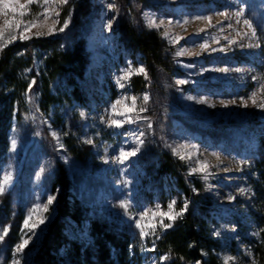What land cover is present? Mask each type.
Wrapping results in <instances>:
<instances>
[{
    "label": "rangeland",
    "instance_id": "1",
    "mask_svg": "<svg viewBox=\"0 0 264 264\" xmlns=\"http://www.w3.org/2000/svg\"><path fill=\"white\" fill-rule=\"evenodd\" d=\"M91 3L95 10L85 36L89 60L84 74L86 101H72L68 108L53 105L46 112L37 110L39 126L45 127L53 140L50 145L53 157L69 173L72 195L81 204L104 210L124 220L125 224L130 223L133 245L140 252L141 264H163V256L154 250L153 245L157 232L164 231L159 227L161 218L155 217V234L144 239H141L134 220L139 219L142 211H155L157 204L161 211H167V205L175 201V211H179L178 193L170 179L165 178L161 186L152 180L158 162L151 152L165 149L181 160L179 155L173 154V148H177L185 156L181 161L188 172L198 166L197 160L209 165L207 180L203 178L204 173L191 175L199 176L206 182L213 201L215 208L211 211V230L220 241L217 256L222 264L226 257L234 258L228 264H252V254L248 253H251L250 243L257 236L253 216L257 214L255 187L259 183L254 167L264 155L259 142L264 134V110L258 107L264 101V92L259 90V84L264 82L261 80L264 77V0H144L133 10H126L118 0H91ZM109 3L114 4L111 10ZM66 6L62 9L53 6L60 11L59 20ZM239 9L244 10V18L255 26L260 48L241 47L250 41L247 37L241 39L237 32L243 33L247 29L242 23L237 24L234 16L229 15L226 19L220 15L221 12L232 14ZM41 11L33 5L24 19H37L41 25L46 23L51 26L55 11L46 22L39 15ZM32 13L36 15L32 16ZM198 16H209L211 21L197 19ZM125 18L144 27H147L150 18L157 23L163 20L164 24L158 31L172 52L169 74L160 73L156 86H149L140 94H135L132 80L137 77L145 79L143 74L134 71L141 66L145 68V63L140 54H131L120 38L118 26ZM169 21L172 23L169 24ZM109 22L112 23L111 30L105 27ZM2 23L3 18L0 17V25ZM221 28L224 30L221 31ZM38 31L46 33L47 28H33L27 34L36 37ZM165 32L167 39L163 36ZM9 38L5 34V39ZM177 38L182 39L177 42ZM228 40H236L237 44H229ZM16 41H20L19 38ZM202 43L207 44L204 50L199 47ZM182 48L187 49L186 53L177 56ZM129 68L133 69L130 79L117 83ZM218 68L229 71H216ZM233 68L243 71H231ZM177 80H185L186 83L179 85ZM253 91L257 93V106L247 99ZM145 94L149 97L147 103L143 101ZM187 96L193 99L188 100ZM22 97L25 110L23 122L17 120L14 109L3 149L0 150V182L5 175L11 174L10 183L0 194V236L4 237L0 240V264H12L13 260H18L19 264H33L36 249L54 216L55 200L47 213L37 210L34 220L42 215L46 217L45 223L35 230L36 235L25 229L27 235L24 238H29V243L23 252L16 251V246L22 242L21 228L25 217L36 204H46L49 195L56 199L57 192L52 191L48 183V177L52 175L51 160L36 130L28 122L33 124L35 109L32 105L38 96L33 99L25 92ZM132 97L136 98L137 110L126 114L134 118L129 123L126 116L113 113L110 106L121 100L117 111L125 104L131 107ZM240 98H245L247 108L241 106ZM198 99H204L206 103H197ZM233 99L235 104H228L227 107L221 104V100L228 102ZM141 107L146 111L139 112ZM111 119L123 121L122 127H110ZM53 132L58 139L53 137ZM13 139L16 140L15 150L12 149ZM89 139L91 144L84 142ZM141 140L143 144L135 157L129 158L123 165L116 162L121 149L130 151ZM69 144H72L70 150L86 153L82 171L75 169V162L66 147ZM193 144L196 149L191 148ZM179 145L189 147L181 149ZM37 173H40L39 178ZM240 188L246 190L244 194L240 193ZM229 196L235 197V200L229 202ZM3 200L9 202L5 204L9 205L10 213L3 210ZM122 201L128 203V212L119 207ZM151 218L149 212L145 223ZM164 223L169 221L165 219ZM4 227L9 228L7 235L2 231ZM11 230L13 235L9 238ZM145 230L152 231L150 228ZM217 232L220 234L216 235ZM80 235L85 237V234Z\"/></svg>",
    "mask_w": 264,
    "mask_h": 264
},
{
    "label": "trees",
    "instance_id": "2",
    "mask_svg": "<svg viewBox=\"0 0 264 264\" xmlns=\"http://www.w3.org/2000/svg\"><path fill=\"white\" fill-rule=\"evenodd\" d=\"M118 2L126 10H133L144 0ZM94 10L91 0H69L60 18L62 25L63 20L70 16L64 32L52 37L16 41L0 52V150L3 149L14 109L17 120L23 122L22 94L26 92L33 99L38 96L32 105L35 109L33 124L28 122L36 130L51 160L52 175L48 177V183L52 191H57L54 216L36 249L33 264H141L142 261L139 250L133 245L130 223L125 224L124 220L104 210L81 204L72 195L69 173L53 157L50 151L53 140L47 129L39 126L38 112H46L53 105L68 108L72 101H86L84 74L89 60L85 36ZM118 30L126 49L131 54H140L144 60L148 78L132 80L135 94H140L149 86H156L160 73L169 74L172 52L158 30L126 18L120 20ZM259 142L264 150V134ZM66 147L70 150L72 144ZM151 152L158 162L152 180L161 186L165 178L170 179L178 193V209L188 204L187 211L173 222L172 228L157 232L154 250L167 257L163 264H222L217 256L220 241L211 230V211L215 207L206 182L199 176L189 175L185 163L168 150ZM68 154L75 162V169L82 171L86 153L71 149ZM254 169L259 179L255 187L257 214L253 216L257 236L250 243V249L252 264H264V155ZM5 203L9 204L3 200V210L10 213L8 210L11 209ZM80 234H85V237ZM12 235L11 230L9 238Z\"/></svg>",
    "mask_w": 264,
    "mask_h": 264
},
{
    "label": "snow or ice",
    "instance_id": "3",
    "mask_svg": "<svg viewBox=\"0 0 264 264\" xmlns=\"http://www.w3.org/2000/svg\"><path fill=\"white\" fill-rule=\"evenodd\" d=\"M69 3V0H24V2H21V0H0V17L3 18V23L2 25H0V41H3L2 43H0V52L3 51V49L5 47L8 46V44L13 43L17 40V38H19L20 41H26V40H30L33 37L31 35H28L27 33H30L32 31L33 28H39V27H46L47 28V32H36L35 36L36 38H40L42 36H51L54 34L62 33L65 31V29L68 27V24L70 22V16L69 18H66L63 20L62 25L60 24V20H59V16H60V11L56 10V7L53 6H57L59 8L62 9L63 6L67 5ZM33 5H36L38 8H41L42 11L39 13V15H41L43 17V20L46 22L47 20H49L51 18V14L52 12L55 11V19L53 21V24L51 26L47 25L46 23L41 25L37 19H33V18H29L27 20H25V16L27 13V10H29ZM109 9L111 10L112 8H114V4L109 3L108 4ZM36 13H32V16H35ZM221 16H224L226 19L229 17V15L234 16L236 18V23L237 24H241L247 29V31L240 33L237 32V35L241 36V39H244L245 37L248 38V40L250 41L248 44L246 45H241V47H247V48H260L261 44L258 41V36H257V30L255 28V26L253 25V23L247 19L244 18V10L243 9H239L237 10L235 13L229 14V13H225V12H221L220 13ZM197 19H202V20H208L209 22L211 21V17L209 16H198ZM169 24L172 23V21L168 22ZM185 24L188 23L187 20L184 21ZM164 24L163 20H160L159 23H157V21L155 19H149L148 23H147V27L150 29H159L162 25ZM57 25H59V27H57ZM107 29L111 30L112 28V23L109 22L106 26ZM229 28L232 27L231 24L228 25ZM221 31H223L224 29L221 28ZM15 33V34H13ZM5 34H8L10 36L9 39H5ZM164 38H168V34L165 32L163 34ZM179 39L182 38H177V42L179 41ZM225 39H227V37H225ZM229 44H237L236 40H228ZM199 47L204 50L207 47L206 43H202L199 45ZM187 49H181L179 50L176 55L177 56H182L186 53ZM136 72V74H143L145 79H147V72L146 69L141 66L137 69L134 70ZM216 71H220V72H228L229 69L227 68H218L216 69ZM231 71L234 72H242L243 69L241 68H233L231 69ZM133 72V69L129 68L121 77L118 78L117 83H120L121 80H126V79H130V76ZM254 79H256L254 77ZM261 80H264V77H261ZM33 84L35 83V81L32 82ZM177 84L182 85L184 83H186L185 80H177L176 81ZM121 87H123V84H120ZM31 90V84L29 85V91ZM259 90L261 92H264V82L259 84ZM256 95L257 93L255 91H253L248 97L247 99L251 100L252 104L254 106H257V101H256ZM148 95L145 94L143 97V101L144 103L148 102ZM186 99L188 100H192L193 97L192 96H187ZM241 100V106L244 108L248 107L247 102L245 101V98H240ZM197 103H206V101L204 99H198L196 100ZM236 100H230L228 102H225L223 100H221V104L224 107H227L228 104H235ZM122 101L121 100H117L115 101L110 107H111V111L117 115H121V116H126L127 113H132L135 112L137 110V104H136V98L132 97V105L131 107L125 105H122V109L120 111H117V105H121ZM212 106V105H209ZM258 107L261 110H264V101H262L261 103H259ZM146 111L145 108L141 107L139 108V112H144ZM80 115L83 117L84 113L81 112ZM127 120L129 123L133 122L134 118L130 115L126 116ZM123 125V121H119V120H115V119H111L109 121V126L110 127H116V128H120ZM149 128L152 127L151 124L148 125ZM54 138H57V134L55 132L52 133ZM141 135H143V133H141ZM87 144H91L92 141L89 140H85L84 141ZM143 144V141L141 140L140 143L135 147L132 148L130 151H126L124 149H121L119 152V155L116 157V162L123 165L125 164L126 161L129 160V158L131 157H135L137 155V153L140 151V146ZM189 147L188 145H179V148H186ZM16 148V140L13 139L12 141V149L15 150ZM191 148L196 149V145L193 144L191 145ZM173 154L174 155H179V158L181 160L185 159V156L183 154H181L177 148H173ZM217 159H219V157L217 156ZM108 161L106 160L105 163H107ZM197 167H192L189 175L196 173V172H200V173H204L203 178L205 180H207L208 178V168L209 165L206 162L203 161H199L197 160ZM239 163V162H238ZM40 173H37V178H39ZM11 181V174L5 175L3 178V181L0 182V194H3L6 190V186L10 183ZM127 183V182H125ZM240 193L244 194L245 193V189L244 188H240ZM55 200V196L49 195L47 198V203L40 205V204H36L28 213V215L25 217L23 224H22V228H21V239L22 242L19 243L16 246V251L17 252H23L24 248L28 245L29 243V238H24L27 233L24 231L25 229H27L29 232L32 233V235H36V229L40 226L43 225L45 223L46 217L45 216H38L35 218L34 220V214L37 212V210H41L44 213H47L49 211V206L52 205L53 201ZM229 202H232L233 200H235V197L233 196H229L228 197ZM175 201L170 202L167 205L168 210L167 211H161L160 210V205L157 204L156 205V210L153 211L151 209L147 210V211H142L139 213V219H135L134 223H135V227L139 230V235L141 237V239H144L146 236L150 235V234H155V230L157 228V222L155 221V217L159 216L161 219L159 220V227L161 229L167 230L169 228L173 227V222H175L177 220V218L183 217L184 213L187 211L188 209V204L185 203L184 206L179 210V211H175ZM119 207L121 209H124L125 212L129 211V205L127 202L122 201L119 204ZM149 212H151V216L152 218L148 220L147 223H145V219L146 217H148ZM169 221V223H164V220ZM146 228H150L152 231L148 232L145 229ZM234 230V229H233ZM3 233L5 235H7L9 228L8 227H4L2 229ZM216 235H219L220 233L217 232L215 233ZM3 236H0V240H3ZM249 255L251 254L250 252L248 253ZM163 259H167V257H162ZM233 257H226L224 260V264H228V262L230 260H233ZM12 264H19L18 260H13Z\"/></svg>",
    "mask_w": 264,
    "mask_h": 264
}]
</instances>
